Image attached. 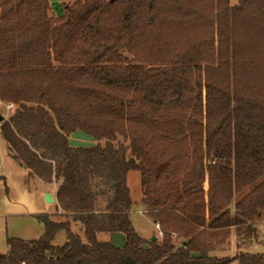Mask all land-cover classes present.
<instances>
[{"label": "trees", "instance_id": "trees-1", "mask_svg": "<svg viewBox=\"0 0 264 264\" xmlns=\"http://www.w3.org/2000/svg\"><path fill=\"white\" fill-rule=\"evenodd\" d=\"M0 100L8 157L57 186L64 220L40 215L0 264H231L232 232L238 263L264 264L241 250L264 223V0H0ZM136 205L162 237L139 236Z\"/></svg>", "mask_w": 264, "mask_h": 264}, {"label": "rangeland", "instance_id": "rangeland-1", "mask_svg": "<svg viewBox=\"0 0 264 264\" xmlns=\"http://www.w3.org/2000/svg\"><path fill=\"white\" fill-rule=\"evenodd\" d=\"M238 2L239 0H230V5L235 6ZM51 4L54 9H59L58 3L51 2ZM2 103L0 114L7 120L14 113L15 106L7 110L8 103ZM85 137H88L86 139H90L89 141L92 140L89 136L85 135ZM74 140L71 143L73 146H92V143L88 145L85 141L74 143ZM28 173L8 157L6 145L0 136V255L8 252V239H20L27 242L38 240L44 234V227L38 220L40 215H49L53 221H64L57 205L51 206L45 201L46 193H51L56 198V185H47L35 177L28 178ZM127 183L133 202L138 203L141 197L140 175L137 172L129 173ZM131 220L141 238L145 240L153 237L159 238L156 227L139 205L131 211ZM258 229L259 241L249 248L241 245L242 251L264 255V224L258 226ZM72 231L79 233V227L73 224ZM65 241V233L61 232L56 236L53 244L63 246ZM238 244H240L239 239L235 232H232L225 245L217 248L215 255L232 258L231 264H239ZM112 245L116 248H123L125 237L122 234L114 236Z\"/></svg>", "mask_w": 264, "mask_h": 264}, {"label": "crops", "instance_id": "crops-1", "mask_svg": "<svg viewBox=\"0 0 264 264\" xmlns=\"http://www.w3.org/2000/svg\"><path fill=\"white\" fill-rule=\"evenodd\" d=\"M86 138H88V137H85V134L83 135V133H81V132H77V133H75V134H73L72 136H70V138H69V142H70V145L72 146V147H75V148H77L78 146H73L71 143H72V140H74V143H79V142H82V141H85V144H90V143H92V146L94 145V141H89L90 139H86ZM80 147V146H79ZM91 147V146H90ZM84 148H88V147H84ZM57 187V186H56ZM46 194H48V193H46ZM52 197H53V199H54V203L53 204H51V206H54V204L56 205V198H55V196L53 195V194H51V193H49ZM47 204V203H46ZM262 224H264V223H261V224H259V226L260 225H262ZM155 226V225H154ZM259 230V229H258ZM116 235H118V234H111V235H100L99 236V241H101V242H109V243H111L112 244V242H113V237L114 236H116ZM154 238V237H153Z\"/></svg>", "mask_w": 264, "mask_h": 264}, {"label": "water", "instance_id": "water-1", "mask_svg": "<svg viewBox=\"0 0 264 264\" xmlns=\"http://www.w3.org/2000/svg\"><path fill=\"white\" fill-rule=\"evenodd\" d=\"M5 120H6V119L4 118V116H2V114H0V124L3 123ZM133 162H134V161L131 160V163H133ZM45 201H46V203L49 204V205H51V204L54 203V199H53V197H52L50 194H46V196H45ZM156 239H157V238L154 237V238H152L151 240H152V241H155Z\"/></svg>", "mask_w": 264, "mask_h": 264}, {"label": "built area", "instance_id": "built-area-1", "mask_svg": "<svg viewBox=\"0 0 264 264\" xmlns=\"http://www.w3.org/2000/svg\"><path fill=\"white\" fill-rule=\"evenodd\" d=\"M0 105H3V103H2L1 100H0ZM13 108H14V106H13L12 104H7V105H6V109H7V110H11V109H13ZM155 227H156V230H157V232H158L159 237H162V236H163V233H162L160 227H159L158 225H156Z\"/></svg>", "mask_w": 264, "mask_h": 264}]
</instances>
